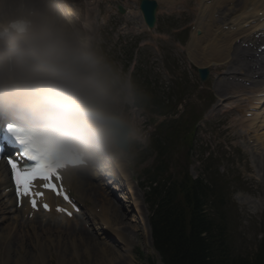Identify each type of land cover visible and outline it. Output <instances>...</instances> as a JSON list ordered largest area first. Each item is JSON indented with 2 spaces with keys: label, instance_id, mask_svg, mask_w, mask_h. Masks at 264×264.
Segmentation results:
<instances>
[{
  "label": "rangeland",
  "instance_id": "obj_1",
  "mask_svg": "<svg viewBox=\"0 0 264 264\" xmlns=\"http://www.w3.org/2000/svg\"><path fill=\"white\" fill-rule=\"evenodd\" d=\"M41 1L43 4L44 0ZM29 2L0 0V18L20 10H24L27 15L35 11V21L74 34L79 44L90 50L101 62L104 77L107 78L105 75L109 74L112 86L108 90L107 107L118 109L122 118L131 126V149L127 157L123 158L122 154L111 151L112 158L104 159L109 152L102 148L96 153L101 158V171L98 173L100 179L93 181L100 186L106 198L117 206L121 220H113V226H109L116 231L123 230L126 241L117 245L109 237L103 239L104 232L92 228L88 220H83L80 227L71 225L60 228L56 220L41 222L38 219L24 226L20 222V228H15L9 226L11 224L8 222L12 215L0 213V264H161L159 256L150 247L151 237L143 230L144 226L139 219L142 215L148 216L143 188L147 182L143 179L142 170L153 161L148 150L145 153L142 151L158 137L157 124L165 119L150 113L148 108L135 107L136 90L143 91L145 87L153 89L161 101L171 100L175 104L182 99L183 103L178 104L177 108L183 111L186 107L195 119L204 112L203 119L198 122L193 147L189 151L190 174L194 177L203 175L223 192L229 218V236L235 252L241 255L254 252L263 235L264 224V151L260 147L263 145L257 141L258 147L247 146L249 140L243 138L244 134L235 124V120H238L237 112L224 114L219 108L214 112L211 107L219 100L211 93L214 78L203 83L210 90L202 89L196 76V67L204 65L193 60L189 52L188 57L184 50L176 46L175 43L185 41L189 36V24L194 12L159 14L155 27L147 29L142 18L139 19L133 13L121 16L115 11L116 4L105 0L89 5L86 1H75L73 5L79 16L70 23L54 20L53 15L44 12L43 7L35 6L34 0L31 2L33 6H29ZM192 4L188 0L187 6ZM130 6L133 8L135 4L130 3ZM86 18L91 19L85 22ZM138 28H144L147 32L139 34ZM152 31L171 36L166 42H158V49L140 47L139 43L150 38ZM209 66L214 68L213 65ZM241 123L244 128L242 120ZM256 129L260 134L264 132L261 126ZM180 149L184 154L186 149ZM175 155L182 158L179 153ZM115 162L128 172L127 179L129 177L131 187H135V195H131L133 192L125 187L127 180L124 175L119 174L116 179L102 175V172L113 174ZM88 192L83 189L84 200L91 206L100 205L95 202L94 194ZM96 192L98 194V190ZM4 201L0 200L2 203ZM108 215H112L111 210ZM11 231L14 232L8 235ZM101 246L105 249L100 252ZM109 256L113 259L108 260Z\"/></svg>",
  "mask_w": 264,
  "mask_h": 264
},
{
  "label": "clouds",
  "instance_id": "obj_2",
  "mask_svg": "<svg viewBox=\"0 0 264 264\" xmlns=\"http://www.w3.org/2000/svg\"><path fill=\"white\" fill-rule=\"evenodd\" d=\"M4 28L19 38L0 51V110L23 125L26 143L53 160H83L107 147L116 118L97 57L45 22Z\"/></svg>",
  "mask_w": 264,
  "mask_h": 264
},
{
  "label": "trees",
  "instance_id": "obj_3",
  "mask_svg": "<svg viewBox=\"0 0 264 264\" xmlns=\"http://www.w3.org/2000/svg\"><path fill=\"white\" fill-rule=\"evenodd\" d=\"M144 96L153 100L151 103L161 113L156 97L149 93ZM168 128L170 144L191 146L194 129L188 127L186 120L171 121ZM162 148L154 166L156 175L149 171L153 177L146 193L152 240L162 264H264V226L254 252L235 253L223 192L215 183L210 186L201 177L193 179L187 166L169 171L167 155L164 156L167 149Z\"/></svg>",
  "mask_w": 264,
  "mask_h": 264
},
{
  "label": "bare ground",
  "instance_id": "obj_4",
  "mask_svg": "<svg viewBox=\"0 0 264 264\" xmlns=\"http://www.w3.org/2000/svg\"><path fill=\"white\" fill-rule=\"evenodd\" d=\"M155 1L158 4H160V2L162 1L161 4L163 3L166 9L173 6L176 3H183L181 2V0H161V1L155 0ZM31 2L33 3V0ZM198 6H199V11L195 21V30L192 32L190 36L189 44L186 47L187 53L188 52L190 53L193 60L203 64L204 66L202 67L208 68L210 67L209 65H213L214 68H216L218 66L224 67L227 65L226 71L230 73L227 74L226 78L225 77L217 78L218 79L216 80L217 84L215 82L217 94L219 95V97H226L227 99L230 98L244 99V97H246L249 98V100L251 99L257 100L258 104H256V106L259 108L262 107L261 110L259 112H255L256 110L254 109V106L251 103L248 105L249 106L248 109H246L245 111L243 110L244 114H246L251 111L250 109H252L251 116L249 118H246L245 115H243L241 120L243 121V124L245 121L247 122L243 126L244 128H247L246 130H249V127H255L257 123H259L260 126H262L264 129V104L263 105L261 104L263 98L250 97L256 95V93L263 92L261 90L262 87L260 86L257 90H247V88H245L242 85V83L240 84L234 81L233 79V76H242L246 78V80L248 81H253L251 79V75L259 72L256 69L250 70L249 72L244 71V65L242 64L243 60H241V58H246L250 56L251 53L249 49L240 48V46L235 42L239 41V43H250V44H254L256 47H259L264 43V0H199ZM53 7L60 9L61 11L59 13L60 16H67L70 18L72 14L73 15L75 14V9L71 5L65 6L61 3L59 4L55 3L52 4V8ZM67 9L69 13L67 12ZM254 20H257L255 24H248L246 27L243 26ZM251 34L253 35V37L251 36ZM244 62L245 64H248L251 67L256 64L254 62L252 63L251 61H247V60H245ZM261 74L264 75L263 73ZM229 85H232L233 87L236 88L233 89L229 88ZM240 87L243 90H239ZM229 95L233 97H229ZM259 104H261V106ZM253 138H254L253 141H255V143H258L257 141H260V143L263 145V146L260 145V147H262L264 151V132H261L260 134L258 131H255ZM105 148L107 151H109L108 155H112L111 150L114 148V144L112 143V141ZM117 152L122 154L118 150ZM108 158L111 159L110 156L106 157V159ZM113 166L115 167L114 171H116L118 175L121 174L125 176L128 184L127 189L133 192L130 193L131 195H135V187L133 186L134 187L133 189L130 185L131 184L130 181H128L129 178L127 179L128 172L125 169H123L120 164L116 162L114 163ZM104 169L106 170L107 168ZM262 170H264V166L262 167ZM102 175L111 176L113 174L109 172L105 174V172H103ZM99 176L100 175H97L96 173L87 172L86 174L82 175V177L80 175V177L79 176L67 177V179L72 183L77 178V182H73V185L76 184V189L79 187L80 188L84 187L86 192L91 190L90 192L94 194L93 197L94 199H96L95 202L100 203V205L99 204L98 205L102 207L103 212L106 215H108L109 210H111L112 215H108L109 218L111 219V220L109 219L108 222L109 224L113 222V220L116 221L121 217L118 214L117 206L110 199L106 198V195L102 191H100L101 188L99 185L97 186L96 184L93 183L95 179L100 178ZM9 186L10 184L8 180V174L6 170L0 165V190L3 187L8 188ZM115 188L118 189V187H114V189ZM93 190L95 192L98 190V194L97 192L95 194ZM90 192L88 193L90 194ZM5 196H7L6 202H9L11 204L13 202V198L11 197L10 191L6 192ZM78 199L82 201L80 196H78ZM3 207L6 208V205L2 206V211H3ZM13 208H15V205L13 206ZM8 210L9 211L11 210V206L8 207ZM13 212H18V213L20 212L22 213V215L23 214L27 215V212H24L23 207L20 209L15 208ZM139 219L144 226L143 230L147 232L145 230L146 227L145 218L141 217ZM24 225L26 224L21 223V226ZM113 231H115L116 235L119 236L117 241H121L122 244H124L126 240H125V235L123 234V230L122 231L113 230ZM144 231H142V233L146 234ZM13 232L14 231L9 232L8 235H11ZM114 241H116V239ZM104 249H105L104 246H101L99 248V251L101 252ZM112 259L113 257L111 258L109 256L108 260H112Z\"/></svg>",
  "mask_w": 264,
  "mask_h": 264
},
{
  "label": "snow or ice",
  "instance_id": "obj_5",
  "mask_svg": "<svg viewBox=\"0 0 264 264\" xmlns=\"http://www.w3.org/2000/svg\"><path fill=\"white\" fill-rule=\"evenodd\" d=\"M26 160L31 161L30 164L21 165L18 161L9 158V165L12 169L13 180L16 185V193L18 198L29 197L32 207H37V198L43 196V192L33 191L36 181L41 182V187L45 190L56 192L63 195L65 200H69L66 193L63 192L62 186L58 187L57 183L61 180L58 167L40 162L35 157L21 153ZM45 210H49L47 204L43 205ZM57 211L66 212L65 209L58 208ZM70 215V213H68Z\"/></svg>",
  "mask_w": 264,
  "mask_h": 264
},
{
  "label": "water",
  "instance_id": "obj_6",
  "mask_svg": "<svg viewBox=\"0 0 264 264\" xmlns=\"http://www.w3.org/2000/svg\"><path fill=\"white\" fill-rule=\"evenodd\" d=\"M142 10L144 12L145 20L146 22L151 26L153 24V9L149 10L147 7L145 8L142 5ZM200 77L201 79H204L206 77L207 71L206 70H200ZM116 118V123L113 126L112 131V141L113 143L121 148L124 151L128 150V143H127V136L130 133V127L128 124H126L123 119L119 117L117 112L111 110Z\"/></svg>",
  "mask_w": 264,
  "mask_h": 264
}]
</instances>
